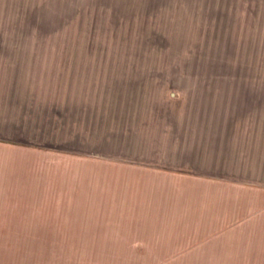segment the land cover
<instances>
[{
	"label": "rangeland",
	"instance_id": "374dc122",
	"mask_svg": "<svg viewBox=\"0 0 264 264\" xmlns=\"http://www.w3.org/2000/svg\"><path fill=\"white\" fill-rule=\"evenodd\" d=\"M263 133L264 0H0L1 264L200 249L219 165Z\"/></svg>",
	"mask_w": 264,
	"mask_h": 264
},
{
	"label": "crops",
	"instance_id": "0c3cea01",
	"mask_svg": "<svg viewBox=\"0 0 264 264\" xmlns=\"http://www.w3.org/2000/svg\"><path fill=\"white\" fill-rule=\"evenodd\" d=\"M243 136L228 166L219 165L216 209L202 215L200 249L162 262L161 254L182 251L172 245L94 247L100 250L96 253L115 256L93 264H264V133ZM12 212L0 207V237L13 236L3 233L19 221Z\"/></svg>",
	"mask_w": 264,
	"mask_h": 264
}]
</instances>
